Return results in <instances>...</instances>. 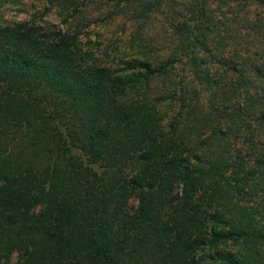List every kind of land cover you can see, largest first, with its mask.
<instances>
[{"label": "trees", "instance_id": "obj_1", "mask_svg": "<svg viewBox=\"0 0 264 264\" xmlns=\"http://www.w3.org/2000/svg\"><path fill=\"white\" fill-rule=\"evenodd\" d=\"M115 2L166 14L165 54L142 37V56L106 60L75 33L0 23V264H201L206 247L207 264H264V47L226 52L221 20L264 0ZM247 130L249 152L230 150Z\"/></svg>", "mask_w": 264, "mask_h": 264}, {"label": "rangeland", "instance_id": "obj_2", "mask_svg": "<svg viewBox=\"0 0 264 264\" xmlns=\"http://www.w3.org/2000/svg\"><path fill=\"white\" fill-rule=\"evenodd\" d=\"M2 2L0 0V23L9 24L26 20L43 26L47 30L61 29L75 33L79 49L82 52L90 51L98 58L107 60L112 57L142 56L139 47L142 37L144 40L141 42L147 41V38L154 39L156 46L160 48L159 52L166 53L168 41H165V37L168 29L167 16L164 13H151L150 18L145 22V18L135 21L132 19L133 13L119 11L115 0H9L1 4ZM257 16L264 18V7L235 5L232 11L223 16L221 20L233 28L230 36H226V52L234 50L243 60L250 59L254 63L261 60L258 47H264V40L249 27L248 21L245 20L248 18L251 21ZM221 34H225V30H221ZM217 57L218 55L210 57L209 61L216 62ZM188 70V66L178 65L175 69L177 73L174 75L175 79L178 80L184 73L188 74ZM185 82L186 79L183 80V84ZM157 83L158 90L164 87L160 81ZM188 85L197 86L193 82ZM200 103H206L203 95H201ZM176 105L175 100H164V103H160L159 108L166 124L173 120L178 109ZM248 132L249 130L242 131L238 135H229V138H226L229 142L228 148L232 150L239 147L248 150L245 147L248 143L246 141ZM252 140L258 144L262 142L263 137L256 136ZM136 205V198H131L128 204L129 210L132 211ZM204 250L201 264H207L205 257L211 248L206 247ZM15 259L14 256L13 262Z\"/></svg>", "mask_w": 264, "mask_h": 264}]
</instances>
